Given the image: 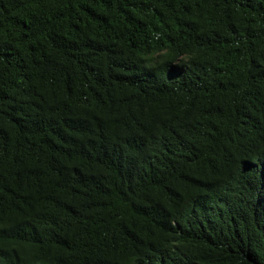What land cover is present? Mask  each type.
Segmentation results:
<instances>
[{"label": "trees", "instance_id": "1", "mask_svg": "<svg viewBox=\"0 0 264 264\" xmlns=\"http://www.w3.org/2000/svg\"><path fill=\"white\" fill-rule=\"evenodd\" d=\"M0 264H264V0H0Z\"/></svg>", "mask_w": 264, "mask_h": 264}]
</instances>
